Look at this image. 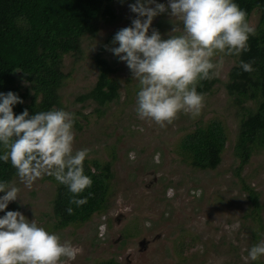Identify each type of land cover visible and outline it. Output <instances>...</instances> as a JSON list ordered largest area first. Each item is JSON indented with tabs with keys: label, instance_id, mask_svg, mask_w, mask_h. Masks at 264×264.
<instances>
[{
	"label": "rangeland",
	"instance_id": "1",
	"mask_svg": "<svg viewBox=\"0 0 264 264\" xmlns=\"http://www.w3.org/2000/svg\"><path fill=\"white\" fill-rule=\"evenodd\" d=\"M134 2L115 0L116 18L101 19L98 33L82 38L81 52L65 55L66 76L60 88L62 109L75 116L74 152L87 148L86 158L112 162L108 206L84 223L60 228L53 208L55 178L45 174L29 189L16 175L11 183L20 189L18 200L10 202L6 211H20L58 234L62 242L71 241L78 254L65 264L109 259L121 264H264V256L243 259L247 249L264 240V147H255L248 163L240 167L235 146L246 107L253 102L237 104L226 88L240 55L224 57L198 117L181 112L164 128L141 120L135 111L138 81L132 79L126 63L105 48L118 46L111 44L115 33L136 18L128 7ZM157 2L167 5L168 0ZM259 21L260 12L255 10L248 23L256 30ZM172 24L182 27L177 18L164 13L154 18L151 27L166 39ZM100 51L116 68L113 76L120 86L119 97L104 106L78 99L97 81ZM218 59L219 55L213 58ZM16 76L23 87L30 85L22 73ZM214 120L222 123L227 135L222 161L214 169L195 167L181 153L180 143L197 126ZM244 184L259 193V211ZM145 238L149 243L140 245Z\"/></svg>",
	"mask_w": 264,
	"mask_h": 264
},
{
	"label": "clouds",
	"instance_id": "2",
	"mask_svg": "<svg viewBox=\"0 0 264 264\" xmlns=\"http://www.w3.org/2000/svg\"><path fill=\"white\" fill-rule=\"evenodd\" d=\"M128 7L136 18L115 33L111 44L118 46L105 48L126 63L132 79L138 81V118L164 128L181 112L198 117L205 99V94L197 91L200 81L219 77L225 56L249 50V36L255 35V30L247 21L246 10L233 0H168L167 5L135 0ZM164 13L182 23V27L172 24L166 39L151 27L154 18ZM253 63L241 61L240 67L251 73ZM23 103L12 91L0 92V146L4 149L0 160L11 162L25 187L30 189L46 174L68 187L73 194L70 204H86L87 197H76L93 183L83 168L90 150H73L74 114L56 108L32 115L25 108L15 114L13 106ZM19 191L15 183L0 182V212L5 213L0 216V264L75 260L78 250L71 241L62 242L58 234L20 211H6L10 202L18 200ZM66 212L72 215L73 209L68 207ZM247 252L245 261L264 256V240Z\"/></svg>",
	"mask_w": 264,
	"mask_h": 264
},
{
	"label": "trees",
	"instance_id": "3",
	"mask_svg": "<svg viewBox=\"0 0 264 264\" xmlns=\"http://www.w3.org/2000/svg\"><path fill=\"white\" fill-rule=\"evenodd\" d=\"M247 12V21L253 11L260 12L255 35L248 40L249 50L240 54L239 62L229 72L226 83L228 93L237 104L252 101V107L242 119L241 130L235 146L240 167L248 163L255 147H264V0H233ZM115 0H0V92L16 93L23 104L13 106L15 114L25 108L30 115L53 108L62 109L60 88L65 78L64 57L80 53L82 38L95 36L101 19L116 18ZM253 63V72H245L240 62ZM98 78L90 91L80 95V101L93 100L104 106L119 97V82L113 76L116 68L103 56L96 55ZM22 73L30 83L23 87L16 73ZM214 79L200 81L197 91L208 94ZM227 135L219 121L199 125L186 134L180 143L181 153L193 166L214 169L222 161ZM4 149L0 146V155ZM112 162L86 158L83 162L85 175L92 180L76 198L87 197L88 202L77 207L70 204L73 194L68 187L57 181L53 208L57 226L64 228L73 223H84L108 206L114 172ZM16 169L11 162L0 160V182L11 183ZM248 198L260 210L259 193L244 184ZM92 193L91 196L88 194ZM71 207L69 215L66 208ZM97 264H121L109 259Z\"/></svg>",
	"mask_w": 264,
	"mask_h": 264
},
{
	"label": "flooded vegetation",
	"instance_id": "4",
	"mask_svg": "<svg viewBox=\"0 0 264 264\" xmlns=\"http://www.w3.org/2000/svg\"><path fill=\"white\" fill-rule=\"evenodd\" d=\"M120 219V218H119ZM149 243L148 239H143L142 241H140V245H144V244H147ZM130 256V255H129ZM129 256L127 257L129 259Z\"/></svg>",
	"mask_w": 264,
	"mask_h": 264
}]
</instances>
